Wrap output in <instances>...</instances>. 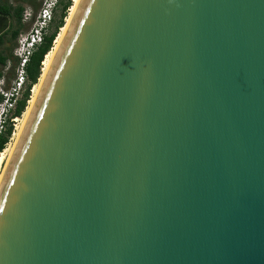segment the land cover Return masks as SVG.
Listing matches in <instances>:
<instances>
[{"label":"water","instance_id":"1","mask_svg":"<svg viewBox=\"0 0 264 264\" xmlns=\"http://www.w3.org/2000/svg\"><path fill=\"white\" fill-rule=\"evenodd\" d=\"M0 264H264V0H80L0 181Z\"/></svg>","mask_w":264,"mask_h":264},{"label":"trees","instance_id":"2","mask_svg":"<svg viewBox=\"0 0 264 264\" xmlns=\"http://www.w3.org/2000/svg\"><path fill=\"white\" fill-rule=\"evenodd\" d=\"M34 4L33 1L32 7H34ZM71 6L72 0L58 1L54 19L49 27L48 33L44 36L42 43L32 53L26 64L27 84L21 98L17 100L13 117L20 118L24 113L31 97V89L37 84L40 77L44 57L52 48L60 28L64 26L65 18ZM23 12L24 8L19 5L12 7L6 4H0V78H5L3 70L8 61H12L14 67L17 66V60L13 57V50L15 48L13 43L25 28V24L22 22ZM1 100L2 96L0 95ZM12 132L13 124L7 121L5 131L0 134V154L5 149Z\"/></svg>","mask_w":264,"mask_h":264},{"label":"built area","instance_id":"3","mask_svg":"<svg viewBox=\"0 0 264 264\" xmlns=\"http://www.w3.org/2000/svg\"><path fill=\"white\" fill-rule=\"evenodd\" d=\"M59 0H42L37 14L33 17L30 8L24 10L22 22L29 24V30L20 33L13 50V57L17 60L15 76L5 88V78H0V134L5 131L7 121L14 123L18 120L13 117L17 100L22 96L27 84L25 71L26 64L36 48L42 43L44 36L48 33L49 27L54 19L57 3ZM14 125V124H13Z\"/></svg>","mask_w":264,"mask_h":264},{"label":"bare ground","instance_id":"4","mask_svg":"<svg viewBox=\"0 0 264 264\" xmlns=\"http://www.w3.org/2000/svg\"><path fill=\"white\" fill-rule=\"evenodd\" d=\"M79 2H80V0H72V6L68 11L67 17L65 18L64 26L62 28H60L58 35L53 42L52 48L47 53V55L44 57V60L42 62L40 77L38 79L37 84L34 85V87L32 88L31 97L27 103V107H26L24 113L22 114L21 124L15 128L12 139H11L12 140L11 143H9L5 147V149L2 151V153L0 154V168L2 167L1 172H0V181H1L2 175L4 173L3 171L5 170L8 162L11 158V155L14 151V147L16 145V142L18 141V138L22 132V129H23V127H24V125L28 119V116L30 114V111H31L32 106L34 104V101L36 99V96L39 93V90H40V87L43 83V80H44V78L48 72V69H49V67L53 61L55 53H56V51H57V49L61 43V40L65 34V31H66V29H67V27H68V25H69V23L73 17V14H74ZM3 163H4V166H2Z\"/></svg>","mask_w":264,"mask_h":264},{"label":"rangeland","instance_id":"5","mask_svg":"<svg viewBox=\"0 0 264 264\" xmlns=\"http://www.w3.org/2000/svg\"><path fill=\"white\" fill-rule=\"evenodd\" d=\"M18 1L19 0H9V2L11 3V4H14L15 6L16 5H18ZM34 1V7H32L31 9H32V11H33V17L37 14V12H38V10H39V8H40V6H41V2H42V0H33ZM29 27H30V25L29 24H25V28H24V30H23V32L22 33H25V32H27L28 30H29ZM16 44H17V42L15 41L14 43H13V46L15 47L16 46ZM15 67H14V65H13V62L12 61H8L7 62V64H6V66H5V68H4V70H3V73H4V76H5V88H8V86H9V83L11 82V80L14 78V76H15ZM31 91H32V89H31ZM21 119H22V116L20 117V118H18V120L17 121H15L14 123H12V124H14L13 125V132H12V134H11V137H10V139H9V141H8V143H7V145L9 144V143H11V139H12V136H13V133H14V130H15V128L17 127V126H19L20 124H21ZM6 145V146H7ZM2 166H4V163L2 164ZM1 169H2V167L0 168V172H1ZM4 172V171H3Z\"/></svg>","mask_w":264,"mask_h":264},{"label":"crops","instance_id":"6","mask_svg":"<svg viewBox=\"0 0 264 264\" xmlns=\"http://www.w3.org/2000/svg\"><path fill=\"white\" fill-rule=\"evenodd\" d=\"M32 2L33 0H19L18 1V5L23 7L24 10L27 9V8H32ZM0 4H6V5H9V6H12V7H15L14 4H11L9 2V0H0Z\"/></svg>","mask_w":264,"mask_h":264}]
</instances>
